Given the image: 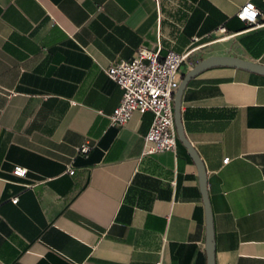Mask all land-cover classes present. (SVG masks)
I'll list each match as a JSON object with an SVG mask.
<instances>
[{"label":"crops","instance_id":"0c3cea01","mask_svg":"<svg viewBox=\"0 0 264 264\" xmlns=\"http://www.w3.org/2000/svg\"><path fill=\"white\" fill-rule=\"evenodd\" d=\"M192 1L164 0L160 19L154 0H0V264H209L195 160L180 139L144 153L151 111L112 125L123 89L106 72L143 46L195 47L180 83L213 55L264 64V0ZM181 118L207 169L216 264H264V74L202 71Z\"/></svg>","mask_w":264,"mask_h":264},{"label":"built area","instance_id":"2783aa9c","mask_svg":"<svg viewBox=\"0 0 264 264\" xmlns=\"http://www.w3.org/2000/svg\"><path fill=\"white\" fill-rule=\"evenodd\" d=\"M175 8L187 13L191 10L185 7V3L194 5L192 0H165ZM160 19L162 18V5L164 0H154ZM260 9L252 1H247L241 6L237 16L252 26L258 22ZM183 28L182 24H178ZM226 32L225 26L221 27ZM195 47L184 52L170 49L167 54L161 55V47H141L131 60H121L112 63L106 72L122 89L123 96L111 115V123L116 126H124L132 118L133 114L151 111L154 115L152 125L145 137L144 153L175 151L179 137L175 122L174 102L180 86L178 74ZM90 145H84L80 152L88 153ZM230 160L226 157L223 162ZM74 169H70L73 174ZM14 175L26 178L28 169L18 166L13 171ZM17 203L18 197L12 199Z\"/></svg>","mask_w":264,"mask_h":264},{"label":"water","instance_id":"95a60500","mask_svg":"<svg viewBox=\"0 0 264 264\" xmlns=\"http://www.w3.org/2000/svg\"><path fill=\"white\" fill-rule=\"evenodd\" d=\"M215 66H231V67L242 68L264 74V64L262 63L244 59L238 56L213 55L199 61L192 69H190V71L186 73V75L184 76L183 80L180 83L179 89L176 94V99L174 102V111H175V122H176L178 137L182 141V143L187 147L190 155L195 160L200 173V184L205 201L206 215H207V229H208L207 251H208L209 264H216V257H215L213 213L208 195L207 169L204 165V162L200 158V155L197 153V151L192 146V144L188 141L184 133L182 118H181V99L185 87L188 85L189 81L193 77H195L202 71Z\"/></svg>","mask_w":264,"mask_h":264},{"label":"trees","instance_id":"16d2710c","mask_svg":"<svg viewBox=\"0 0 264 264\" xmlns=\"http://www.w3.org/2000/svg\"><path fill=\"white\" fill-rule=\"evenodd\" d=\"M227 28V27H226Z\"/></svg>","mask_w":264,"mask_h":264}]
</instances>
